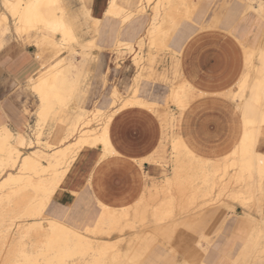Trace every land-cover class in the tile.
<instances>
[{"label": "rangeland", "instance_id": "374dc122", "mask_svg": "<svg viewBox=\"0 0 264 264\" xmlns=\"http://www.w3.org/2000/svg\"><path fill=\"white\" fill-rule=\"evenodd\" d=\"M2 1L3 0H0V14L3 11V14H6L9 16L10 13L7 9L4 8ZM176 1L177 2L173 1L172 4L175 3L173 6H175L177 8L180 7L179 4H183L182 1H185V2L187 1V2L186 3L184 2L185 7H183L184 5H182V9L180 8V11L177 10L178 13L174 14V21H175V19H176V21L178 20L177 22H175L176 24L175 23L173 24V25H175V27H174L170 23L169 24L172 26L167 24L166 21L165 22L168 26L165 25V22L163 23V21H164L163 16L165 15L164 11L166 9L165 8L166 6L164 5L163 2H162V4L160 3V5H159L158 10L160 12L157 11V9L155 10V8H156L155 6H156L157 2H160V0L159 1L158 0H149V2H148V0H142L143 6H144L143 11L142 10L139 11L138 10L139 8L136 9L135 4H134L135 0H118L119 5H120L121 9H123V10L120 11V13L122 12L121 14L119 13L120 16L118 15V17H115V20L117 22H119V27L122 30H124L125 27L127 26V23H123V19L125 18L126 15L130 16V14H131L130 19L134 20L135 24L138 25L139 21L141 20V21H143V24H145V26L147 27V30L150 28L149 24L154 22L155 19H156L155 24L158 26L160 25L159 26L160 32L158 34V37L156 36L157 37L156 41L150 40V38H148V36H145V34H144L136 43L131 44V45H133L131 48L127 46L130 43L126 44V43L120 42V43H118L117 46H112L106 42H100L99 41L98 35H97V30L94 29V24L92 26V21L89 19V17L87 18L86 14L84 13L85 10L83 11V8H82V5H85L86 8L89 7L87 5L88 0H60V1H57V3L56 2L53 3L52 5H54V10L56 11L57 15H60V16L65 15L66 23H68V25L73 28L74 34L76 35L77 40L75 39V42H74L73 38H72V40H70L69 39L70 37L65 36L62 32L58 33V32L53 31V33L55 34L54 35L51 30L48 31L49 29H46V30L42 29L43 31H41V30L37 31L36 29H29V31L27 30L26 33L23 32L24 34L23 35L21 34L22 36L20 34L18 36V33H16V31H15L16 26L14 24V21H12L11 19L8 18V21H7L8 27L10 26L8 33L6 32L4 35V33H1L2 31H0V33L2 34V35H0V49L5 46V44L7 43L8 40H13L16 37V38H18V40L24 41L26 43L34 42L38 46V48L41 50L42 56H48V57L52 56V59L49 61V63L46 64L49 67L52 64H59V66L62 65V67H60L62 70L66 65H68L67 64V63H69L68 59H72L71 57H73L74 55L77 56L78 61L81 64L85 65V63H88V65H86V66L80 65V66H82V68H83V66L86 67V69H85L86 71L84 70L86 74L82 73V76H80L79 72H84V71H76L75 72V74L77 75L76 77L77 78L79 77L78 79L77 78L76 79L81 81V82L83 81L81 86H79L80 85L79 83H81V82H79L77 84V86H79L80 88L77 87V91L75 93L78 92L77 94H79V97H81V100H82L81 105H83L84 108L87 109V115H88L87 117H88V120L91 121L92 125H97L99 123H102V119L104 118V114L110 111V108H107L103 111L98 110V109H100V107H102V105L105 102L109 103V102H112V100H116L118 102V105H117V107H118L119 104L121 103V101H123V99H125L127 97L132 96L134 94V91L137 92L135 94H138L137 95L138 97H141L142 99L146 100L151 105L150 107H152V108L138 107L137 109L149 112L156 117L159 116L162 120V123L165 127L164 129L166 130V139H165V145H164L163 152L161 153L160 156H158V154H157V156L155 155V157L151 161L149 159H147V160H142L139 162V168H140L141 173H140V175H137V176L135 175V177H134L135 178L136 193L134 192L131 195L120 196V197L116 198L113 196L114 192H109V191L96 192L98 194L100 203H104V204H106L110 207H113V208H129V207H132L135 204H137L138 201H140V199L142 198L143 195L145 196L144 197L145 200L143 201V203L145 201L147 203L145 202L142 207L146 208L149 205L148 206L149 208H146V212L143 211L144 208L142 209V214H147V215L143 216V217L146 216L145 218H141L142 214H140L141 216L139 215L140 217L136 216V218H135V214L133 213L134 212L133 209L132 210L130 209L129 211L128 210L121 211V212H117L115 214L118 216V219H119L123 213L122 217H126V218H124L125 220L123 218H121L118 220V224L117 223H115L116 225L112 224L113 226L112 225L110 226L107 223H101L102 225L99 224L98 227L102 226V227H104L103 229H100L95 225L94 227H92L90 229L89 232H87L86 236L88 237V240L90 242H93V245L95 247L97 246L96 249L100 248L102 250V249L106 248L104 251H107L106 252V254H107L106 259L108 261L105 259L103 264H205V260H206L207 256H209V254H211V251H214V255L217 257V259H215V261H212V263L210 262V264H264V187H263L264 186V179H262V177L260 178V175H259L257 169H255L253 171L254 177H253L252 187H251L253 190L255 189V195L253 194L254 191L252 192V189L250 191H248L249 188L248 187H247L248 189L245 188L247 185L242 184V183L239 185L240 180L237 182V180L239 179L238 176H236L237 175L236 172H237L238 168L235 165H234V168L231 167V165L234 164L233 162H235L234 157H229L228 160L226 159L227 163L225 162L226 160L225 161L223 160L224 162L222 161V163L220 162L221 165L223 163L227 164V167H226V165L224 166V164L221 166L223 169L220 167L223 170V171L220 170V172L222 171L223 173H220V172H219L220 174L217 173V175H216V177H218L217 180L215 182L211 181V183H216L215 185L210 183V184H208L209 185V187H208L207 184H204L205 190H206V188H210L212 190L207 189V191L205 192V190L202 189V188H204L203 183L198 182V180H197L196 181L197 182L196 187H198V188L200 187L199 188L200 191L196 190V188L195 189H189V187H187L188 190L185 189L187 191L184 193L182 190V194L185 195L189 191V192L194 193V195H191L192 193L188 192L190 195L187 193L188 195L187 194L186 195L188 197L185 195L187 197V198H185L184 195H183L184 197L181 196L182 195V194H180L181 190L177 189L179 191L180 196L178 193H177L178 195L176 196L175 187L171 188V186H170V189H169V186H167V185H169L168 181H170L171 177L173 176L172 172L174 169L173 168V160L175 157H174V154L172 151V146H173L172 141H174V139L177 137L176 131H177L178 117L181 116V113L185 111V109L187 107V101L189 98L188 94H187L188 89L184 88V82L182 80L181 74L179 73L177 68H175V65H177V64H175L174 61L177 59V57L182 52H180V48H178L177 46L174 45L173 39L175 38L178 30H181L184 26H188L189 24H194V25L198 24V26H197L198 32H205V26L206 25L203 22L206 20V17H207L205 15L206 10H205V12L201 13L200 18L197 15L199 12L198 8L200 6L201 0H194V1L189 0L190 2H188V0H181V1L176 0ZM179 1H180V3H179ZM192 1H193V3H192ZM84 2H86V4H84ZM139 2H140V0H139ZM194 2H195V5H193ZM196 2H198L199 4ZM205 2H207V6L210 7V9L208 11V16L211 15L212 13H214L213 18H214V20H217L220 16L219 12H220V8H221L224 0H205ZM177 3H179L178 4L179 7L176 5ZM186 4L188 5V7H186L187 6ZM190 5L191 6L193 5L191 7V9H190ZM61 7H63V8H61ZM186 8L189 9V12L192 11V13H189L188 11H186ZM181 10H183V13L181 12ZM123 12L124 13L126 12V13L124 14ZM179 12L181 14H179ZM62 13H63V15H62ZM188 13L192 14V15H188L189 17L191 16L190 18L187 15L185 16V14H188ZM182 14H184V15H182ZM181 15L183 17H179ZM161 17H162V19H161ZM186 17H188L189 19H187ZM161 20H163V21H161ZM161 27H162V32H161ZM172 27H174V28H172ZM164 29H166V30H164ZM164 31L166 33L168 31V33H170L171 35L168 34L166 36V33H164ZM161 33H163V34H161ZM169 35H170V37H169ZM162 36L165 37V39L164 38L161 39ZM47 38H49V41H47ZM87 39L89 40L90 43L88 42ZM85 40H86V42H85ZM149 40H150L152 46L150 45ZM80 41L82 42V44L80 43ZM77 42H79V43H77ZM91 42H93V43H91ZM152 42H155V43L152 44ZM52 44H54L55 47H53ZM85 44H87V46ZM154 44L157 45V47L161 51L158 52L156 50L157 48L154 46ZM71 47H73V48L71 49ZM73 49L74 50L77 49V50H75V53L80 51V52H82L83 55H86V57L87 56L88 57L86 58L83 55L81 56L79 54H74ZM130 50H131V52H130ZM150 51H153V52H150ZM71 53H73V55ZM89 53H90V55H87ZM80 56L83 59H85V58L86 59L91 58V59H88L87 61L86 60L82 61ZM77 58H76V60H77ZM61 59L62 60L65 59V60H63V62L66 60H67V62H64V63L62 62L61 64L58 63L59 60H61ZM168 61H171V62H168ZM80 70H83V69H80ZM139 79H141V80H139ZM182 84H183V86H182ZM27 86L21 90H23L24 95H25L24 96L25 97L24 102H23V112L27 116L28 120H27V122H22V121L17 122V128H15V127L12 128V127L8 126L12 130L17 129L18 132H22V130L24 128L23 126L26 123L29 124L30 126L36 125V117H35L36 113L35 112H37V109H38V98L33 93V91L31 90V87L29 85H27ZM29 87H30V89H29ZM182 87H183V89H182ZM172 88H173V90H175V92H177L175 96L172 94V98L173 97L176 98L177 95L180 98H184V99H182V101H183L182 102V108H179V106L181 107V105L179 103L177 104L178 106L176 105V103H175L176 99H175V101H171L172 98L170 97V95H171V93L174 92L173 90H171ZM178 88H181V90ZM80 89H82V90L79 93ZM240 91H242L241 88H240ZM77 94H74L76 98L73 96H72V98L73 99L75 98V100H77V98H79ZM82 94L86 95V96H83ZM83 99H84V101H83ZM71 100L72 99L70 98L68 100V102L66 103L67 107L64 106L63 107L64 109H62V108L60 109L61 111L58 112L56 119L51 120L53 122L49 121L50 124H49V122L45 123V125H43L44 127L42 125H41L42 127L37 126L38 128L36 127V130L32 131L30 134H25L26 137L30 135V138H28V143L31 140V144L30 143H29V145L27 144L22 149L23 150L22 155L31 153V151H34L36 149H40L41 151H43L47 154H52L54 149L59 148L61 146L63 147V145L75 140L76 137L70 138L69 140H66L63 143H59V144H56V142H55V144H54L55 146H51V147H48V144H47L49 142L53 143V141H54L53 137H52V139L51 138L49 139V137H50L49 130L51 128L55 131L54 132L55 135L57 133H63V130H65V128H68V125L70 123L68 120L71 119L73 116L76 117L78 114H75V113H77L78 111L80 112V110L78 108L80 104L77 103L75 100L74 101L72 100L73 104H71L72 103ZM69 101H71V102L68 105ZM171 102H172V104H171ZM74 103H75V106H74ZM166 105L168 106L169 109L166 108L167 107ZM262 105H263L262 107L264 109V100L262 102ZM74 107H76L78 109L76 110V108H74ZM175 107H177V108H175ZM147 108H148V110H147ZM162 108L163 109L165 108V110H163ZM66 109H68V110H66ZM72 109L76 112H74ZM113 109H115V108H113ZM62 110H63V113H62ZM59 113H61V114H59ZM63 114L67 118H65L63 116ZM59 115L63 116L64 119H63V117H61V119H59L60 118ZM68 115L69 116L71 115V116L69 117ZM12 116H13L12 110H6L3 106H0V125H4V126L9 125V121L10 120L12 121ZM93 116H94V119H93ZM165 118H166V121H164ZM66 119H67L68 123L66 122ZM184 119H186L188 122L187 117ZM263 122L264 121H262L261 124L259 121H257V124H256V122H254L253 125L255 124L256 126H253V128L264 130V123ZM61 123H63V124H61ZM65 123H67V125ZM251 126H252V124H251ZM251 126H249V127H251ZM253 128H252V130H255ZM40 130H41V132H39ZM149 130L152 133V128H150ZM235 130L237 131V128H235ZM235 130L232 131L233 140L231 142V147H232L234 139L237 137V132ZM188 131H189V134L187 137L189 139H191L190 142L194 145L193 147L195 148L196 152L199 150L200 152H198V153L201 155L208 154L207 151H205V148L203 147V143L201 144V141H199L198 136L196 134H194V132L192 133V132H190V130H188ZM34 132L37 134L35 135ZM38 132H39V138L37 139L36 137L38 136ZM54 134H53V136H55ZM173 135H174V137H173ZM15 142L16 141L14 140V144H15ZM53 147H55V148H53ZM231 147H230V149H231ZM226 153L230 154V150H228V152H226ZM226 153H220V154L209 153V154L212 155L214 160H217V159L222 160L223 155H225ZM45 161L46 160L43 161V159H41V162L48 166L49 162H47V161L45 162ZM145 162H147L148 164L146 165ZM73 164H72V166H73ZM98 164H97L98 166L96 165L97 166V172L96 173H102L103 170L106 168V166L103 165L102 162H100V161ZM228 164H230V165H228ZM0 166H2V165H0ZM62 166H64V164ZM62 166H60V167H62ZM0 169H2V171L0 170V184H1L0 186L3 187L2 181L5 179L7 174L9 172L16 173L17 170H16V167L13 169L11 166H3ZM224 169H226V171L227 170L228 171L226 172ZM119 172L120 173H118V175L120 177L126 176L125 171H119ZM233 172H235L236 175H235V173L233 174ZM50 173H51V171H50ZM225 173H228V176L231 175V176H229L230 179H228L229 178L228 176L224 175ZM46 175H48V177H50L49 173ZM223 176L225 179L223 180V178H221L220 181L222 180L221 181L222 184H220L219 183L220 181L218 179H219V177H223ZM233 176H235V177H233ZM232 178L233 179L238 178V179L236 181H234ZM258 178L262 179V181L259 179V182H261L262 186L258 185V184H260V183H258V180H257ZM256 180H257V183L255 186V184H253V183H255ZM63 181H64V179H63ZM63 181H61L62 183L60 182L59 183L60 185H58L59 187H57V189H55L57 191H54L53 198L51 197L48 200H47V198H45V195H43L41 191H35L32 188H29V189L27 188L28 190L24 189L23 193H24V191L27 192V193H25V195L23 193H21V195L23 194L25 196V198L21 202H23L24 204L26 203V206H27V203L29 200L28 196H31L30 199H32V197L35 194L39 195V196L38 195L35 196V197H38V198H36L37 201L35 199H32V200L36 201V203L34 201H31V203H33V204L35 203L34 206H33V204L28 203V205L30 204L29 207L32 208V206H33V208L39 209L38 213H40L39 214V215H41L40 218L42 219V222H44L43 223V225H44L43 230L38 232V233L33 232V233L29 234V233H26V230L28 228H30V226H31L30 224L34 223V220L39 218V215L37 218L35 216L31 218V219L34 218V220H30L29 218H28L29 219L28 220V219H26V217H28L27 215H30V214H28L26 212V210H25L26 208L24 209V207H25V206H23L24 204H22V205L16 204V208H15V207H13V206H15L14 202L9 203L8 200H4L3 203H4L5 208L7 207V209L10 210L11 208H8V206H9V207L15 208L17 210V207H18V210H17L18 212L21 211L22 208L24 210L21 211V213L23 212V215L21 213H20L21 214L20 215L17 212V218H15V221L13 220L14 222L13 221L11 222L10 219H9L10 220L9 221L8 218H6L8 220V221H6V224L10 225L11 227L9 228L7 233L3 232L0 235H1V237L4 236L5 239H6V236H7V238L10 236L11 239L8 238L9 239V240L7 239L8 242L4 241L5 239L3 240L4 237L1 238L2 240L0 239L1 240L0 244L3 243L2 245H0V264H12V263L23 264L21 259H19V261L17 259L9 260V257H8L9 251L12 249L13 245L14 246L16 244H17V246L21 245V247L20 246L19 247L23 249L22 246H23V244H25V247L23 250L28 251V252L34 251V253H35L36 250H38V251L41 250L42 249L41 246L46 240L45 234H51L52 233V228L48 224H49L50 219L53 217L52 213L55 209H59V210H61L62 214H66V216H62V218L60 219L62 222H64V223L70 222V224L72 226H75V227H78L79 225L82 224L81 219L83 218V216L79 217L77 214L78 212L81 213L82 215H84V213H86L87 211H90V212L95 211L96 212L99 210L100 206L97 204L96 200L92 199V196L87 195L84 197L80 193H77V195H76L77 200L74 202L75 205H67V206H62V207L57 206L56 203H57V201H59V198L63 192ZM196 182H195V185H196ZM217 183L220 185H218ZM224 183H226V184H224ZM229 184H230V186H229ZM235 184H237V185H235ZM211 185H213V186L211 187ZM216 185H217V187H216ZM242 185L245 187H243ZM253 185L256 188H253ZM10 186H14V185H10ZM10 186L5 185L6 188L8 187L7 190H9V191H6V189H5L4 190L5 192L4 191L2 192L4 187H3V189L0 187V190H1L0 196L2 194L6 195L7 192L10 193L11 191L15 190V187L17 189L19 188L18 185L14 186V187H10ZM222 186H225L222 190H224L226 187L227 188L230 187L229 190H226V191H230L233 189L232 191H230L231 193L233 192V194L231 195V193L229 194V192L226 193L225 190L222 191L224 194L221 193V191H219V190H221ZM232 186H234V188ZM258 186H260V187H258ZM235 188H236V190H234ZM159 189H161V190H159ZM165 189L166 190L168 189L167 192L170 191V193H169L170 195L166 196V199L167 200L169 199L168 200L169 202L162 200V199H165V198H163V196L168 194V193L164 194L166 192ZM171 189H173V190H171ZM238 189L243 190L244 192H239L240 190H238ZM245 189L250 193L252 192L251 194L254 197L256 196V199L250 198L251 194H248V192H246ZM155 190H158V193ZM193 190L195 192H193ZM201 190H203V193H205V194H204V198H202L203 195H201V197H200L201 199H200L199 196L202 193ZM208 190H209V192H208ZM214 190L217 191V193ZM256 190L257 191L261 190V191L257 192ZM30 191H31V193L34 191L32 193L33 195L30 193ZM196 191H197V193H196ZM38 192H40V193H38ZM154 192H156V193H154ZM199 192H200V194H199ZM149 193H150V195H149ZM225 193H226V195H225ZM240 193L242 196L244 194H246L247 196L245 197V195H244L242 197L240 195ZM242 193H244V194H242ZM146 194H148V195H146ZM195 194H198V195H195ZM206 194H207V196H209L208 199H207ZM211 194H212V197L210 196ZM218 194H219L220 198L223 195H225L224 197H222L223 199L221 198L223 201L218 197ZM40 195L43 198V199L41 198V200H39ZM236 195H239V197L237 196L239 199L237 197H235ZM262 195H263V197H262ZM170 196H171V198H169ZM196 196H198V198H199V199L197 198L198 200L196 198H194ZM227 196H229V198ZM233 196L236 198L237 201L233 200ZM248 196H249V198H248ZM26 197H28V198L26 199ZM172 197H173V200L171 201L170 199H172ZM178 197H180V199L185 198L186 200L183 199L182 201L183 202L185 201L184 203L186 205H188V207L190 205H192L191 207L194 206L193 208H196L198 205L200 207H197L198 210H197V208L196 209L191 208L192 209L191 210V209H189L190 207L189 208L186 207V205H184V203L181 200H179ZM261 197H262V200H261ZM44 198L46 200H44ZM176 198H178L177 199L178 202L173 204ZM211 198H213V199H211ZM151 199H152V201L154 199L155 202H157L159 204L161 203L160 205H158L159 207H156L157 203H155V202H153V204H152ZM158 199L162 202H160ZM188 199H190L191 202H190V200L187 201ZM217 199H219V200L217 201ZM250 199H252L253 201ZM43 200H44V202L46 201L47 203L44 204ZM179 201H181V204L184 207L180 204ZM186 201L188 203L190 202L191 204H187ZM197 201H199V202H197ZM243 201H244L246 206L243 205L244 204ZM260 201H261V203H260ZM41 202H42V204H41ZM257 202L260 204H258ZM111 203H117L118 205H112ZM149 203L152 205V207L150 206ZM177 203H179L180 205ZM192 203H194V204H192ZM38 204H40V205L38 206ZM43 204L44 205L47 204L48 206L43 207L44 206ZM204 204H206V205L204 206ZM17 205H19V206H17ZM170 205H173L174 207L170 206ZM178 205L180 208L183 207V209L180 210ZM20 206L22 208H20ZM257 206H258V209H257ZM177 207L179 208L178 211H176ZM151 208H155V209H153V211H152ZM171 208L173 209V214H174V210L176 208V210H175L176 220L173 218L175 216V214H174V216H172L173 214H172ZM184 208L191 210V211H189L190 213L187 212L186 209L184 210ZM158 209L159 210L165 209V211L163 210L164 212L161 211L162 216H161L160 212H157V211H159ZM167 210H168V212H167ZM195 210H196V214H194ZM179 211H183V213H182L183 216L179 215V214H181V212L179 213ZM24 212H26V213H24ZM143 212H145V213H143ZM147 212H149V214ZM156 212L158 214L160 213V215L159 216L157 215V217H156V214H157ZM184 212H186V213H184ZM163 213H165V214H163ZM150 214L152 216L155 214L154 216L156 217V220L153 219V217ZM19 215L21 216V218ZM177 216H178V218H177ZM131 217H133L134 219H132ZM162 217H163L162 220H165V222L163 221V223H161ZM171 217H172V220H171ZM19 218L26 221V223L23 222V220H20ZM45 218H47V219H45ZM129 218H131V219H129ZM73 219H74V221H73ZM146 219L148 220V222H144V221H146ZM168 219H170V220H168ZM158 220L161 221V222L159 221L160 225H155ZM132 221L134 224L132 223ZM135 221H137V222H135ZM140 221H141V223H143V224L146 223V224H144V226H143V224H139ZM154 221H156V223ZM169 221H172V222H169ZM21 222L24 224H22ZM119 222H120V224H119ZM126 223H127V226L125 225ZM131 223H132V225H129ZM152 223L154 224V226ZM124 225H125V228L126 227L127 228H126V231H124L125 229L123 230L124 233L122 232L123 233L122 234L120 232L122 231L121 229L124 228ZM128 225L132 226V227H129ZM136 225H138L139 227L138 226L136 227ZM20 226L21 227L26 226V227L22 228L21 231H19ZM140 226H141V228H144V227H146V228L141 229ZM111 227H114V229L117 227V229H115V230L113 229L111 232V229H112ZM128 227L130 229H128ZM131 228H134L137 230L134 231V229L131 230ZM23 229H26V230L22 231ZM104 229H106V230H104ZM107 229L108 230L110 229V230L107 231ZM11 230H13V231H11ZM6 231L7 230H5V232ZM103 231H104V233H103ZM105 231L107 233L111 232V235L108 234L109 236H107V234H105ZM113 231H114V233H113ZM146 231H148V232L150 231L151 235L154 234L155 237H154V235L153 236L150 235V237L147 236L146 233H148V232H146ZM254 232L256 233L257 236L255 235V237L253 238L252 234ZM8 233L9 234L11 233V234L8 236ZM137 233H139V234L141 233L143 235H146L147 238L145 236L140 235V237H139L140 239H139L138 238L139 235ZM16 234L18 235V237L16 236ZM22 234H24V235H22ZM25 235H27V237H29V238H26ZM22 236L25 238H23ZM20 237L22 238V240L24 239L23 242H22V240L19 241ZM97 238H99V239L97 240ZM108 238L112 242H110L108 240ZM30 239H32V241ZM116 239L118 242L115 241ZM11 240H12V246L10 245ZM104 240H106V241H104ZM138 240H140V241H138ZM252 241H253V243H252ZM5 242H6L7 246L4 245ZM37 242H38V244H37L38 247L32 248V247L36 246ZM94 242H96L95 243L96 245L94 244ZM98 242H99V244H98ZM106 243H107V245H106ZM111 243L113 245H111ZM248 243H250V244H248ZM32 244H33V246H32ZM9 245H10V249H9ZM120 245H122V247ZM2 246H3V248H1ZM110 246H111V249L109 248ZM112 246H113V248H112ZM4 247H6L7 250ZM117 247H119V248H117ZM107 248H109V250ZM96 249H94V250L92 249L93 250L92 253ZM89 250L91 251V249H88L87 250L88 252H85L86 255L88 254L87 255L88 257H85L86 260L84 259V256L75 255L74 259H73V257L68 258L67 259L68 262L66 261V264H76L77 261H78V264H81V263L85 264L84 261L86 263L88 262L87 264H89V261L92 258L90 255L92 253H90ZM112 250H114V251H112ZM1 251H4V252L2 253ZM108 252H109V254H108ZM117 252H118V254H117ZM119 252H121V253H119ZM5 253H6V255H5ZM36 255H37V253H35V257H36ZM116 255H119V256H116ZM6 256L8 257L7 262H5ZM112 256H114V257L112 258ZM116 257H117V259H116ZM36 258L38 259L37 264H45L42 256H37ZM77 258H79V260L80 259H82V260L84 259V260L79 261V260H76ZM73 260L76 262H72Z\"/></svg>", "mask_w": 264, "mask_h": 264}, {"label": "bare ground", "instance_id": "6f19581e", "mask_svg": "<svg viewBox=\"0 0 264 264\" xmlns=\"http://www.w3.org/2000/svg\"><path fill=\"white\" fill-rule=\"evenodd\" d=\"M57 1H60V0H3L2 1V4L4 5V8L5 9H7L8 11H9V13H10V15L8 16V15H6V14H3V11H2V13L0 14V31H2L1 33H4V35H5V33L7 32L8 33V31H9V27H8V23H7V21H8V18L9 19H11L12 21H14V24H15V26H16V28H15V31H16V33H18V36H19V34L21 35H23L24 33H26V31L28 30L29 31V29H36L37 31H39V30H41V31H43L42 29H44V30H46V29H49L48 31H52V33H53V31L54 32H62L65 36H68V37H70L69 39L70 40H72V38H73V40H74V42H75V39H76V35L74 34V31H73V28L72 27H70L69 25H68V23H66V20H65V15L64 16H60V15H57L56 14V11L54 10V5H52L53 3H57ZM159 1V0H158ZM173 1H175V2H177L176 0H160V2H157V4H156V8H155V10L157 9V11H159L158 9H159V5H160V3L162 4V2L164 3V5L166 6L164 9H165V15L163 16V20H161V21H163V23L166 21L167 22V24H174L175 22H177L176 21V19H175V21H174V14L175 13H178V11H180V8L182 9V5H184V2L185 1H182L183 2V4H179L180 3V1H179V3H177L176 5L178 6V4H179V8H177V7H175V6H173L174 4H172L173 3ZM194 1V0H193ZM193 1H192V3H193ZM250 3H251V8L253 9L254 8V6L252 5L253 4V2H254V0H248ZM148 2H149V0H148ZM181 2V3H182ZM187 2V1H186ZM185 2V3H186ZM188 2H190L189 0H188ZM59 3V2H58ZM191 3V4H192ZM196 3H198V2H196ZM257 3V2H256ZM60 4V3H59ZM84 4H86V2H84ZM149 4V3H148ZM190 4V3H189ZM199 4V3H198ZM259 4H260V6L261 5H263V2H259ZM88 5V4H87ZM187 5V4H186ZM193 5H195V2H194V4ZM192 5V6H193ZM60 6V5H59ZM191 5H190V9H191V7H192ZM199 6V5H198ZM163 7V6H162ZM183 7H185V5L183 6ZM186 7H188V5L186 6ZM61 8H63V7H61ZM60 8V9H61ZM137 8H139L138 10L139 11H143V9H144V6H143V3H142V0H140V2L138 3V6H137ZM258 8H259V6H258ZM83 9L85 10V14H86V16H87V18L89 17V19L92 21V26H93V24H94V29H96L97 30V28H98V26H99V24H100V17H98V16H95L94 14H93V12H92V10H91V8L90 7H85V5H83ZM4 10V9H3ZM121 10H123V9H121L120 7H119V5H118V3H117V1L116 0H108V3H107V5H106V8L103 10V13H104V15H111V16H116V17H118V15H119V13H120V11ZM178 10V11H177ZM254 10V9H253ZM186 11H188L189 12V9L188 8H186ZM195 11V10H194ZM255 11L256 12H258L259 11V9H255ZM160 12V11H159ZM181 12L183 13V10H181ZM5 13V12H4ZM122 13V12H121ZM120 13V14H121ZM124 13V12H123ZM126 13V12H125ZM124 13V14H125ZM156 13V12H155ZM185 13V12H184ZM187 13V12H186ZM189 13H192V11L191 12H189ZM185 14V16L187 15H192V14ZM179 14H181L180 12H179ZM262 14H264V12L262 13ZM62 15H63V13H62ZM155 15V14H154ZM182 15H184V14H182ZM179 16V17H183V16ZM120 16V15H119ZM262 16V15H261ZM264 16V15H263ZM155 17V16H154ZM189 17V16H188ZM188 17H186L187 19H189ZM130 18H131V14H130V16L129 15H126L125 16V18L123 19L124 20V22H127V21H129L130 20ZM158 18V17H157ZM264 18V17H263ZM154 19V18H153ZM161 19H162V17H161ZM156 20V19H155ZM155 20H154V22H152V23H150L149 25H150V28L145 32V36H148V38H150V40H154V41H156V39H157V37H158V34H159V32H160V28H159V26L158 25H156L155 24ZM166 22H165V25L166 26H168L167 24H166ZM162 23V22H161ZM10 24V23H9ZM169 24V25H170ZM176 24V23H175ZM11 25V24H10ZM163 25V24H162ZM161 25V26H162ZM172 25H170V26H172ZM169 26V27H170ZM174 27H175V25H173ZM165 27V26H164ZM163 27V28H164ZM174 27H172V28H174ZM93 28V27H92ZM167 28V27H166ZM171 28V29H172ZM169 29V28H168ZM167 29V30H168ZM164 30H166V29H164ZM170 30V29H169ZM168 30V31H169ZM168 31H167V33L164 31V33H166V36L168 35V34H170V33H168ZM24 32V33H23ZM161 32H162V27H161ZM173 32V31H172ZM0 33V35H2ZM54 34V33H53ZM98 34V33H97ZM161 34H163V33H161ZM264 34V33H263ZM21 35V36H22ZM55 35V34H54ZM171 35V34H170ZM170 35H169V37H170ZM59 36V35H58ZM157 36V37H156ZM264 36V35H263ZM2 38V37H1ZM45 38V37H44ZM63 38V37H62ZM61 38V39H62ZM160 38V37H159ZM158 38V39H159ZM165 39V37H163L162 36V38L161 39ZM263 39V38H262ZM261 39V40H262ZM77 40V39H76ZM79 40V39H78ZM88 40V39H87ZM150 40H149V43H150V45H151V42H150ZM169 40V39H168ZM47 41H49V38H47ZM85 42H86V40H85ZM88 42H89V40H88ZM87 42V43H88ZM52 43V42H51ZM77 43H79V42H77ZM80 43L82 44V42L80 41ZM90 43V42H89ZM91 43H93V42H91ZM153 43H155V42H152V44ZM157 43V42H156ZM127 44V43H126ZM263 44V43H262ZM53 45V47H55L54 46V44H52ZM86 46H87V44H85ZM89 45V44H88ZM260 45H261V43H260ZM81 46V45H80ZM84 46V45H83ZM85 46V47H86ZM128 47H132L133 45H131V44H129V45H127ZM152 46V45H151ZM154 46L157 48L156 50L159 52V51H161L158 47H157V45H155L154 44ZM153 46V47H154ZM164 46V45H163ZM154 47V48H155ZM73 47H71V49H72ZM82 48V47H81ZM152 48V47H151ZM246 48V47H245ZM80 49V48H79ZM140 49V48H139ZM150 49V48H149ZM159 49V50H158ZM74 50V49H73ZM75 50H77V49H75ZM75 50L73 51V53L74 54H79V55H83L82 54V52H80V51H78V52H76L75 53ZM82 50V49H81ZM155 50V51H156ZM88 51V50H87ZM154 51V50H153ZM153 51H150V52H153ZM247 51H248V49H247ZM244 51L245 52V60H246V67H245V70H244V74H243V76H242V81H241V84L239 85V87L242 89V94L240 95L241 96V98H240V96L239 95H236V97L237 96H239V98L238 99H240L239 101L241 102V107H240V109L239 110H241V113H242V118H241V128H240V130L238 131V134H237V137L235 138V143H234V145H233V147L231 148V150H230V154H225V155H223V159L222 160H214L213 159V157H212V155H210V154H206V155H201V154H199L198 152H200L199 150L196 152V150L194 149V148H192L189 144H188V142L186 141V139L184 138V136H183V132H182V128H181V120H182V113H181V117H180V120H179V124H180V128H181V132H179L178 133V136L174 139V141H172L173 142V146H172V151H173V154H174V160H173V172H172V174H173V176L171 177V179H170V181H168L169 183V185H167V186H169V189H170V186H171V188H173V187H175V189H176V191H175V194H176V196L179 194V191L178 190H181V193L180 194H182V190H183V193L184 192H186L188 189H187V187H189V189H195L196 188V190H199L200 191V187L198 188V187H196L197 186V180H198V182H202L203 183V186H204V184H210L211 183V181H216L217 180V178L218 177H216V175H217V173L218 174H220V173H223L222 171V165L224 164V166L226 165V167H227V164H225V163H223L222 165L220 164V162L222 163V161L224 160H228V158L229 157H234L235 158V162H233L234 164H232L231 165V167H233L234 168V165L235 166H237V168H238V170H237V175H236V173L235 172H233V174L235 173V175L236 176H238V180L237 179H233L234 181H236L237 180V182L240 180V183H239V185L242 183V184H245V185H247L246 187L245 186H243V187H245V188H247L248 189V191H250L252 188V181H253V175H254V170L255 169H257L258 170V173H259V175H260V178L262 177V179H264V130H260V129H257V128H253V126H256L255 124L253 125V123L254 122H256V124H257V121H259L260 122V124H261V122L262 121H264V109H263V105H262V102H263V100H264V49H262V50H259V51ZM130 52H131V50H130ZM73 53H71L72 55H73ZM86 53V52H85ZM133 53V52H132ZM141 53V52H140ZM125 54V53H124ZM87 55H90V53L89 54H87ZM151 55V54H150ZM149 55V56H150ZM80 56V57H81ZM83 56H85L86 57V55H83ZM76 55H74L73 57H71L72 59H68V62L69 63H67L68 65H66L62 70H61V68L60 67H62V65H60L59 66V64H52V65H50V67L49 66H47L46 64L47 63H49V61L52 59V56H50V58H49V60L47 61V62H45L44 63V68L35 76V77H33V78H31L30 80H29V82H28V85L31 87V90L33 91V93L37 96V98H38V109H37V112H35L36 113V125H34V126H30L29 124H24V128H23V130H22V132H18L17 130H12V129H10L8 126H4V125H0V165H2V166H0V168L1 167H3V166H11L13 169L16 167V170H17V172L16 173H13V172H9L8 174H7V176L5 177V179L2 181V184H3V187H4V189H3V187L2 186H0L3 190H2V192L6 189V191H9V190H7V188L5 187V185H7V186H10V185H14V186H17L18 185V189L15 187V190H13V191H11L10 193H8L7 192V194L6 195H4V194H2L1 196H0V234H2L3 232L4 233H7L8 232V230H9V228L11 227L10 225H7L6 224V221H8L9 219L11 220V222L14 220L15 221V218H17V210H18V207H17V210L15 209L16 208V204H19V205H22V204H24L23 202H21L24 198H25V193H27V192H25L24 191V193H23V190L24 189H29V188H32L33 190H35V191H41L42 192V194L43 195H45V198H47V200L49 199V198H53V193H54V191H57V190H55V189H57V187H59L58 185H60L59 183L61 182V181H63V179H65L66 177H67V175H68V173H69V171H70V169H71V167H72V164L74 163V161L76 160V158L78 157V155H79V153L81 152V151H83V150H85V149H87V148H97V147H102V149H103V151H104V153H103V155L101 156L102 158H101V160L103 159V158H106V157H108L109 155H111L112 153H113V151H112V148H111V145H110V141H109V135H108V130H109V125H110V123H111V120H112V118L114 117V115H116L119 111H121V110H123V109H125V108H128V107H148V108H152V107H150L151 105L146 101V100H144V99H142L141 97H138L137 95L138 94H135V93H137V92H135L134 91V94L132 95V96H130V97H127V98H125V99H123V101H121V103L119 104V106L117 107V105H118V102L116 101V100H113L112 101V110L111 111H109V112H107V113H105L104 114V118L102 119V123H99V124H97V125H92L91 124V121L90 120H88V115H87V109L86 108H84V106L83 105H81L82 104V100H81V97H79V94H77V93H75L76 91H77V87H79V86H81V84L83 83V81L81 82V81H79V80H77L78 78L76 77L77 75L75 74V72L76 71H84L85 69H86V67H84V66H86V65H88V63H85V65L84 64H81L78 60H76ZM88 57V56H87ZM86 57V58H87ZM83 59L82 57H81V59H82V61L83 60H88V59H91V58H88V59ZM150 58V57H149ZM76 61H75V60ZM151 59V58H150ZM254 59H257L259 62H260V65L259 66H257V67H252L251 66V63H252V61L254 60ZM62 60V59H61ZM61 60H59V62L58 63H62L63 62V60H65V59H63L62 61ZM71 60V61H70ZM81 61V60H80ZM81 61V62H82ZM85 61V62H86ZM64 62H67V60L66 61H64ZM63 62V63H64ZM83 63V62H82ZM151 64V63H150ZM80 65H84L83 66V68H82V66H80ZM80 69H83V70H80ZM86 71V70H85ZM85 71L84 72H79V74H80V76H82V73L83 74H86L85 73ZM152 72V71H151ZM140 75V74H139ZM138 76V75H137ZM77 78V79H76ZM162 78V77H161ZM139 80H141V79H139ZM148 80V79H147ZM186 80V79H185ZM79 82H81V83H79ZM80 84L79 86H77V84ZM137 85V84H136ZM182 86H183V84H182ZM28 87V86H27ZM30 87H29V89H30ZM80 88V87H79ZM184 88H187V89H189L190 91L192 90V86L191 85H189L188 84V82L187 83H184ZM178 89H180L181 90V88H178ZM182 89H183V87H182ZM232 89H234V88H232ZM236 89V88H235ZM234 89V90H235ZM238 89V88H237ZM82 89H80L79 90V93H80V91H81ZM141 90V89H140ZM171 90H173V88L171 89ZM177 90V89H176ZM239 90V89H238ZM174 92L173 93H171V95H170V97L172 98V94L175 96L176 95V93L177 92H175V90H173ZM231 91V90H230ZM232 92V91H231ZM239 92V91H238ZM246 92H247V94H246ZM31 93V92H30ZM175 93V94H174ZM74 94H77L78 95V97L79 98H77V100H75V95ZM188 94V93H187ZM83 95V94H82ZM117 95V94H116ZM168 95V96H169ZM183 95V94H182ZM235 95H234V97H235ZM34 96V95H33ZM72 96L73 97H75L74 99L72 98ZM83 96H86V95H83ZM185 96V95H184ZM229 96V95H228ZM187 97V96H186ZM236 97H235V99H236ZM72 99L73 101L75 100L77 103H79L80 105H79V110H80V112L78 113H75V114H78L76 117H72L71 119H69L68 121L70 122L69 123V125H68V128H65V130H63V133H57L56 135L54 134V130L51 128L50 130H49V134H50V137H49V139L51 138L52 139V137L54 138V141H53V143H47L48 144V147H51V146H55L54 144H55V142H56V144H59V143H63L64 141H66V140H69L70 138H74V137H76L75 138V140L74 141H71V142H69V143H67V144H65V145H63V147L61 146V147H59V148H56V149H54V151H53V153L52 154H47V153H45V152H43V151H41L40 149H36V150H34V151H31V153H28V154H25V155H22V152H23V148L28 144L29 145V143L31 144V140L29 141V143H28V138H30V135L29 136H25V134H30L32 131H34V130H36V127L37 126H40V127H42L43 125H45V123H47V122H49V121H51V120H54V119H56V117H57V114H58V112L59 111H61L60 109L62 108V109H64L63 107L65 106V107H67L66 106V103L68 102V100L69 99ZM84 98V97H83ZM169 98V97H168ZM174 98V99H173ZM172 99H171V101H175V99H176V101H175V103H176V105L179 103L180 105H181V107L179 106V108H182V99H184V98H180L178 95H177V97L175 98V97H173ZM227 98H229V97H227ZM234 98H233V100H235ZM71 100V101H72ZM71 101H69V103H68V105L70 104V102ZM73 101H72V103L71 104H73ZM83 101H84V99H83ZM235 102L237 103V101L235 100ZM171 104H172V102H171ZM78 105V104H77ZM184 105V104H183ZM74 106H75V103H74ZM167 106V105H166ZM178 106V105H177ZM237 106H238V104H237ZM74 108H76V107H74ZM73 108V109H74ZM78 108H76V110L78 109ZM113 108H115V109H113ZM148 108H147V110H148ZM166 108H168V106L166 107ZM175 108H177V107H175ZM174 108V109H175ZM236 108V107H235ZM72 109V110H73ZM163 109V108H162ZM169 109V108H168ZM167 109V110H168ZM185 109V108H184ZM66 110H68V109H66ZM71 110V111H72ZM99 111H103V110H101V109H98ZM163 110H165V108L163 109ZM179 110V109H178ZM74 111V110H73ZM170 111V110H169ZM74 112H76V111H74ZM180 112V111H179ZM28 113V112H27ZM26 113V114H27ZM62 113H63V110H62ZM65 113V112H64ZM72 113V112H71ZM70 113V114H71ZM59 114H61V113H59ZM89 114V113H88ZM184 114V113H183ZM234 114L236 115V112H234ZM63 116H64V114H63ZM63 116H60L59 115V119H61V117H63ZM69 116V115H68ZM71 116V115H70ZM69 116V117H70ZM174 116V115H173ZM65 118H67L66 116H64ZM64 117H63V119H64ZM102 118V117H101ZM93 119H94V116H93ZM257 120V121H256ZM64 121V120H63ZM68 121H67V119H66V122L68 123ZM164 121H166V118L164 119ZM172 121V120H171ZM51 122H53V121H51ZM59 122V121H58ZM64 123V122H63ZM63 123H61V124H63ZM67 123H65L66 125H67ZM93 123V122H92ZM172 123V122H171ZM264 123V122H263ZM262 123V124H263ZM49 124H50V122H49ZM251 124H252V126H251ZM259 124V123H258ZM259 124V125H260ZM42 125V126H41ZM258 125V126H259ZM30 126V127H29ZM51 126V125H50ZM249 126H251V127H249ZM44 127V126H43ZM38 128V127H37ZM252 128L253 129H255V130H252ZM257 129V130H256ZM38 130V129H37ZM236 131V130H235ZM37 132V131H36ZM39 132H41V130L39 131ZM39 132H38V136L36 137L37 139L39 138ZM237 132V131H236ZM35 133V132H34ZM37 133H35V135H36ZM41 134V133H40ZM53 134L55 135V136H53ZM44 135V134H43ZM175 135V134H174ZM174 135H173V137H174ZM41 136V135H40ZM42 138V137H41ZM14 140L16 141L15 142V144H14ZM39 141V140H38ZM52 142V141H51ZM41 144V143H40ZM39 145V144H38ZM42 145V144H41ZM46 145V144H45ZM44 145V146H45ZM57 146V145H56ZM47 147V146H46ZM47 147V148H48ZM53 148H55V147H53ZM163 148H164V143H163V138L161 139V142H160V145H159V147L157 148V150L153 153V154H151L149 157H147L146 158V160L147 159H149L150 161L155 157V155L157 156V154H158V152L159 151H162L163 150ZM49 149V148H48ZM46 150V149H45ZM50 150V149H49ZM101 150V149H100ZM41 159H43V161L44 160H46L47 162H49V164H48V166L47 165H45L44 163H42L41 162ZM101 160H99V161H101ZM227 160L225 161L226 163H227ZM45 161V162H46ZM99 161H98V163H99ZM140 161V160H139ZM142 161V160H141ZM223 161V162H224ZM97 163V164H98ZM64 164V166H62ZM228 165H230V164H228ZM60 166H62V167H60ZM222 169H221V168ZM230 167V168H231ZM5 168V167H4ZM159 168V167H158ZM161 168V167H160ZM228 169V168H227ZM1 171H2V169H0ZM220 170H222L221 172H220ZM225 171H226V169H224ZM50 171H51V173H50ZM228 171V170H227ZM226 171V172H227ZM234 171V170H233ZM155 172V171H154ZM220 172V173H219ZM49 173V175H50V177H48V175H46V174H48ZM253 173V174H252ZM150 174V173H149ZM227 174V175H226ZM152 175V174H151ZM222 175V174H221ZM220 175V176H221ZM225 176H228V173H225L224 174ZM256 175V174H255ZM263 175V176H262ZM90 176V175H89ZM229 176H231V175H229ZM228 176V177H229ZM227 177V178H228ZM233 177H235V176H233ZM221 178H223V180L225 179L224 178V176L223 177H219V181H220V179ZM260 178H258L257 180H258V183H260V184H258V185H260V186H262L261 185V182H259V179ZM89 179V178H88ZM228 179H230V177L228 178ZM231 179V180H232ZM262 179H260L261 181H262ZM168 180V179H167ZM255 180V179H254ZM257 180H256V182L255 183H253V184H255V186H256V183H257ZM218 181V182H219ZM222 181V180H221ZM219 182L220 184H222V182ZM229 181V180H228ZM89 182H90V180H89ZM195 182H196V185H195ZM62 183V182H61ZM227 183V182H226ZM226 183H224V184H226ZM229 183V182H228ZM232 183V182H231ZM199 184V183H198ZM211 184H216V183H211ZM218 184V183H217ZM220 184H218V185H220ZM223 184V185H224ZM233 184V183H232ZM1 185V184H0ZM201 185V184H200ZM199 185V186H200ZM235 185H237V184H235ZM234 185V186H235ZM238 185V186H239ZM14 186H10V187H14ZM213 185H211V187H212ZM227 186V185H226ZM229 186H230V184H229ZM234 186H232L233 188H234ZM254 185H253V188H256ZM260 186H258V187H260ZM9 187V188H10ZM208 187H209V185H208ZM216 187H217V185H216ZM221 187V186H220ZM225 186H222V188H221V190H219V191H221V193H223L222 191H224L225 190V192L226 193H228L229 192V194L231 193L230 191H232V190H230V191H226V190H229V188H225L224 190H222L223 188H224ZM236 187V186H235ZM264 187V186H263ZM198 188V189H197ZM262 188V187H261ZM260 188V189H261ZM14 189V188H13ZM27 189V190H28ZM178 189V190H177ZM185 189H187V190H185ZM202 189H204L205 190V186H204V188H202ZM207 189H209V190H212V189H210V188H206V190H205V192L207 191ZM215 189V188H214ZM220 189V188H219ZM243 189V188H242ZM12 190V189H11ZM31 190V189H30ZM159 190H161V189H159ZM166 190V189H165ZM168 190V189H167ZM167 190H166V192L164 193V194H166V193H168V194H166L165 196H163V198H165L166 199V196L168 195H170L169 193H170V191H168L167 192ZM171 190H173V189H171ZM209 190H208V192H209ZM234 190H236V188L234 189ZM238 190H240V189H238ZM151 191V190H150ZM155 191H157V193H158V190H155ZM163 191V190H162ZM202 191V193L200 194V192H199V194H200V196H199V198L201 197V195H203L202 196V198H204V194L205 193H203V190H201ZM215 191V190H214ZM245 191L246 192H248L246 189H245ZM254 191V195H255V189L253 190L252 189V192ZM257 191V190H256ZM259 191V190H258ZM257 191V192H258ZM261 191V190H260ZM259 191V192H260ZM5 192V191H4ZM34 192V191H33ZM32 192V193H33ZM145 192V191H144ZM148 192V191H147ZM164 192V191H163ZM189 192V191H188ZM187 192V193H188ZM193 192H195L194 190H193ZM207 192V193H208ZM216 193H217V191H215ZM235 192V191H234ZM239 192H244L243 190H240ZM251 192V193H252ZM0 193H1V190H0ZM21 193H23L22 195H21ZM30 193H31V191H30ZM31 193V194H32ZM38 193H40V192H38ZM151 193V192H150ZM150 193H149V195H150ZM154 193H156V192H154ZM178 193V194H177ZM186 193V194H187ZM189 193H192V192H189ZM188 193V194H189ZM196 193H197V191H196ZM212 193V192H211ZM226 193H225V195H226ZM237 193V192H236ZM250 192H248V194H251ZM29 194V193H28ZM30 194V195H31ZM75 194V193H74ZM73 194V195H74ZM144 194V193H143ZM180 194H179V196H180ZM185 194V195H186ZM187 194V195H188ZM220 194V193H219ZM219 194H218V197H219ZM224 194V193H223ZM222 194V195H223ZM233 194V192L231 193V195ZM239 194V193H238ZM242 194H244V193H242ZM257 194V193H256ZM33 195V194H32ZM38 195V194H37ZM36 194L32 197V199H35L36 200V198H38V197H35V196H37ZM75 195H77V194H75ZM74 195V196H75ZM146 195H148V194H146ZM163 195V194H162ZM184 194H182L181 196H183ZM184 195V196H185ZM186 195V196H187ZM190 195V194H189ZM191 195H194V193H192ZM195 195H198V194H195ZM221 195V194H220ZM225 195H223L222 197H224ZM240 195H241V193H240ZM245 195V197L247 196L246 194H244ZM243 195V196H244ZM27 196V195H26ZM39 196V195H38ZM175 196V197H176ZM183 196V197H184ZM185 196V198H187ZM206 196H207V194H206ZM211 197H212V194L210 195ZM239 197V195H236L235 197ZM242 196V195H241ZM242 196V197H243ZM29 197V200H28V203H30V204H33V203H31V201H34V200H32V199H30V197L31 196H28ZM28 197H26V199L28 198ZM35 197V198H34ZM44 197V196H43ZM144 195L142 196V198L140 199V201H138V203L137 204H135L134 206H132V207H129V208H118V209H116V208H110V207H107V206H105V205H103V204H101L100 203V206H101V211H100V213L99 212H97V213H99V215H98V217H97V219H96V222L94 223V225L93 226H85V227H75V226H72L71 224H69V223H64V222H62L61 220H58V219H56V218H51L50 219V221H49V226L52 228V233L51 234H45V238H46V240H45V242L42 244V249L41 250H36L35 251V253H37V255H36V257L37 256H42L43 257V261H44V263L45 264H66V261L68 262V258H71V257H73V259H74V256L75 255H81V256H84V259H85V257H88L86 254H85V252H88L87 250L88 249H91V251H90V253H92V251L94 250V249H96V247L93 245V242H90L89 240H88V237L86 236L87 235V232H89L90 231V229L92 228V227H94L95 225L98 227V225L100 224V225H102L101 223H107V224H109L110 226L112 225V224H114V225H116L115 223H117L118 224V220L119 219H121V218H126V217H122V215H123V213H122V215L120 216V218L118 219V216L115 214V213H117V212H121V211H126V210H132L133 209V213L135 214V218H136V216H139L140 214H142V209L144 208V207H142L143 206V204L146 202H144L143 203V201L145 200L144 199ZM182 197V198H183ZM192 197V196H191ZM208 197L209 196H207V199H208ZM221 197V198H222ZM228 198H229V196H227ZM231 197V196H230ZM234 196H233V200H236V198H235ZM237 197V198H238ZM262 197H263V195H262ZM262 197H261V200H262ZM41 195H40V199L39 200H41ZM44 198V200H46ZM169 198H171V196L169 197ZM179 198V200H183V199H185V198H183V199H180V197H178ZM178 198H176L175 199V201H174V203L173 204H175L176 202H178L177 201V199ZM194 198H198V196H196V197H194ZM198 198V199H199ZM220 198V197H219ZM220 198V199H221ZM227 198V199H228ZM235 198V199H234ZM248 198H249V196H248ZM250 198H255L256 199V196L254 197L252 194H251V197ZM43 199V198H42ZM149 199V198H148ZM160 199V198H159ZM158 199V200H159ZM165 199H162L163 201H168L167 199L165 200ZM191 199V198H190ZM190 199H188L187 201H189ZM197 199V200H198ZM201 199V198H200ZM211 199H213V198H211ZM210 199V200H211ZM223 199V198H222ZM221 199V200H222ZM231 199V198H230ZM239 199V198H238ZM247 199V198H246ZM252 199H250V200H252ZM4 200H8V202L9 203H11V202H14V205L15 206H13V207H15V208H12V207H9L8 205V208H11L10 210L9 209H7V207L5 208L4 207ZM44 200H43V202H44ZM51 200V199H50ZM49 200V201H50ZM157 200V201H158ZM171 201L173 200V197H172V199H170ZM186 200V199H185ZM192 200V199H191ZM191 200H190V202H191ZM204 200V199H203ZM209 200V201H210ZM219 199H217V201H218ZM232 200V199H231ZM25 201V200H24ZM27 201V200H26ZM37 201V200H36ZM36 201H34L35 203H36ZM48 201V202H49ZM97 201V200H96ZM148 201V200H147ZM151 201H152V199H151ZM160 201V200H159ZM181 201H179L180 202V204H181ZM186 201V203L187 204H191L190 202L188 203ZM193 201V200H192ZM200 201V200H199ZM199 201H197V202H199ZM202 201V200H201ZM205 201V200H204ZM223 201V200H222ZM221 201V202H222ZM237 201V200H236ZM253 201V200H252ZM7 202V201H6ZM5 202V203H6ZM39 202V201H38ZM37 202V203H38ZM153 202H155V200L153 199V201L151 202L152 204H153ZM160 202H162V201H160ZM169 202V201H168ZM183 202V201H182ZM185 202V201H184ZM183 202V203H184ZM208 202V201H207ZM242 202V201H241ZM259 202V201H258ZM257 202V203H258ZM263 202V201H262ZM28 203H27V206H26V203L23 205V206H25L24 207V209L26 210V212L28 213V214H30V215H27L28 217H26V219H30V220H34V218L33 219H31L32 217H38V215L40 214V213H38L39 211V209L37 208V209H35V208H33V206L35 205V203L33 204V206H32V208L31 207H29V205H28ZM45 203H47L46 201L44 202V204ZM147 203V202H146ZM155 203H157V202H155ZM220 203V202H219ZM243 203H244V201H243ZM260 203H261V201H260ZM260 203H258V204H260ZM41 204H42V202H41ZM43 204V205H44ZM49 204V203H48ZM150 204V203H149ZM161 204V203H160ZM159 203H157V205H156V207H159L158 205H160ZM177 204H179V203H177ZM179 204V205H180ZM192 204H194V203H192ZM196 204V203H195ZM209 204V203H208ZM223 204V203H222ZM11 205V204H10ZM19 205H17V206H19ZM40 204H38V206H39ZM148 205V204H147ZM146 205V206H147ZM179 205H178V207H179ZM182 205V204H181ZM184 205H186L185 203H184ZM206 204H204V206H205ZM243 205H245V203L243 204ZM37 206V205H36ZM35 206V207H36ZM37 206V207H38ZM47 207L48 205L46 204V205H44L43 207ZM149 206V205H148ZM146 207V208H149V207ZM150 206L152 207V205L150 204ZM170 206H173V205H170ZM177 206V205H176ZM183 206V205H182ZM181 206V207H182ZM192 205H190L189 207H188V205H186V207H188L189 209H191V208H193V207H191ZM196 206V205H195ZM246 206V205H245ZM174 207V206H173ZM177 207V210H176V208H175V210L176 211H178V209L180 208H178ZM184 207V206H183ZM183 207L182 208H180V210L181 209H183ZM197 207H200L199 205L197 206ZM196 207V208H197ZM20 208H22L21 206H20ZM19 208V209H20ZM146 208H144L143 209V211H145L146 212ZM196 208H193V209H196ZM23 208L21 209V211L22 210H24ZM45 209V208H44ZM153 209H155V208H151V210L153 211ZM172 209V208H171ZM187 210V212H189V211H191V210H188L187 208H184V210ZM201 209V208H200ZM257 209H258V206H257ZM150 210V209H149ZM159 210V209H158ZM164 211H165V209H163ZM163 210H159V211H157V212H160L161 213V211H163ZM175 210H174V214H175ZM197 210H198V208H197ZM21 211H19L18 213L20 214L21 213ZM163 211V212H164ZM26 212H24V213H26ZM145 212H143V213H145ZM156 212V213H157ZM167 212H168V210H167ZM181 212V214H179L180 216L182 215V213H183V211H179V213ZM96 213V214H97ZM148 214H149V212H147ZM151 213V212H150ZM154 213V212H153ZM152 213V214H153ZM155 213V214H156ZM160 213L158 214H156V217H157V215L159 216L160 215ZM184 213H186V212H184ZM190 213V212H189ZM22 215H23V212L21 213ZM20 214V215H21ZM44 214V213H43ZM154 214V215H155ZM163 214H165V213H163ZM172 214H173V209H172ZM174 214L172 215V216H174ZM194 214H196V210H195V213ZM19 215V216H20ZM131 215V214H130ZM144 215H147V214H142V217L141 218H145V217H143ZM151 215V214H150ZM152 216L153 217V219H155L156 220V217L155 216ZM178 215V214H177ZM186 215V214H185ZM190 215V214H189ZM193 215V214H192ZM18 216V217H19ZM30 216V217H29ZM40 216L41 215H39V218H37L36 220H34V223H31L30 225V228H28L27 230L26 229H23L22 231H24V230H26V233H33V232H35V233H38V232H40V231H42L43 230V228H44V225H43V223L44 222H42V219L40 218ZM90 216V215H89ZM93 216V215H92ZM91 216V217H92ZM129 216V215H128ZM141 216V215H140ZM139 216V217H140ZM161 216H162V213H161ZM183 216V215H182ZM176 214H175V216L173 217L175 220H176ZM6 218H8V220L6 219ZM20 218H21V216H20ZM19 218V219H20ZM24 218V217H23ZM89 218V217H88ZM132 219H134L133 217H131ZM131 218H129V219H131ZM140 218V219H141ZM177 218H178V216H177ZM18 219V220H19ZM28 219V220H29ZM45 219H47V218H45ZM122 219V220H123ZM128 219V218H127ZM126 219V220H127ZM139 219V220H140ZM148 219V218H147ZM146 219V221H144V222H148V220ZM152 219V220H153ZM163 219V217L161 218V220ZM9 220V221H10ZM17 220V219H16ZM20 220H23V219H20ZM27 220V221H28ZM49 220V219H48ZM121 220V221H122ZM125 220V219H124ZM137 220V219H136ZM144 220V219H143ZM168 220H170V219H168ZM171 220H172V217H171ZM13 221V222H14ZM134 221V220H133ZM133 221H132V223H133ZM159 221L160 220H158L157 221V223H156V221H154L156 224L155 225H160L159 224ZM163 221L165 222V220H162V222L161 223H163ZM23 222H25L26 223V221H24L23 220ZM135 222H137V221H135ZM169 222H172V221H169ZM22 223V222H21ZM46 223V222H45ZM85 223V222H84ZM132 223L131 224H129V225H132ZM139 223V222H138ZM22 224H24V223H22ZM119 224H120V222H119ZM134 224V223H133ZM136 224V223H135ZM139 224H143V223H141V221H140V223ZM138 224V225H139ZM144 224H146V223H144ZM144 224H143V226H144ZM153 224V223H152ZM20 225V224H19ZM86 225V224H85ZM126 226H127V223L125 224ZM125 225H124V228L123 229H121L122 231L120 232V233H124V231H126V228H125ZM128 225V226H129ZM138 225H136V227L138 226ZM29 226V225H28ZM83 226V225H82ZM113 226V225H112ZM118 226V225H117ZM135 226V225H134ZM133 226V227H134ZM152 226V225H151ZM153 226H154V224H153ZM24 227H26V226H23V227H19V231H21V229L22 228H24ZM48 227V226H47ZM129 227H132V226H129ZM128 227V229H130ZM139 227V226H138ZM96 228V227H95ZM98 228H100V229H103L104 227H98ZM106 228V227H105ZM112 229H111V232H112V230L114 229V227H111ZM140 228H141V226H140ZM144 228H146V227H144ZM144 228H141V229H144ZM148 228V227H147ZM18 229V228H17ZM115 229H117V227L115 228ZM114 229V230H115ZM125 229V230H124ZM132 229H134V228H131V230ZM150 229V228H149ZM148 229V230H149ZM5 230H7L6 232H5ZM104 230H106V229H104ZM110 230V229H109ZM108 229H107V231H109ZM124 230V231H123ZM135 230H137V229H134V231ZM147 230V229H146ZM11 231H13V230H11ZM16 231V230H15ZM93 231V230H92ZM91 231V232H92ZM128 231V230H127ZM145 231V230H144ZM96 232V231H95ZM102 232V231H101ZM111 232H109V233H107L106 231H105V234H107V236H109L108 234H110L111 235ZM142 232V231H141ZM146 232H148V231H146ZM20 233V232H19ZM18 233V234H19ZM24 233V232H23ZM103 233H104V231H103ZM102 233V234H103ZM113 233H114V231H113ZM119 233V234H120ZM122 233V234H123ZM127 233V232H126ZM143 233V232H142ZM150 233V231L148 232V233H146L147 234V236H149L150 237V235H151V233ZM11 234V233H10ZM9 233H8V236L10 235ZM13 234V233H12ZM15 234V233H14ZM28 234V235H29ZM139 236H138V238L140 237V235L141 236H145L146 237V235H143V234H139V233H137ZM153 234V233H152ZM4 235V234H3ZM6 235V234H5ZM22 235H24V234H22ZM100 235V234H99ZM104 235V234H103ZM154 235V234H153ZM153 235H151V236H153ZM253 238L255 237V235H256V233L254 232L253 234ZM12 236V235H11ZM16 236L18 237V235L16 234ZM26 236V238H29V237H27V235H25ZM105 236V235H104ZM121 236V235H120ZM135 236V235H134ZM257 236V235H256ZM2 237H4V236H2ZM1 237V235H0V239L2 238ZM14 237V236H13ZM23 237V236H22ZM106 237V236H105ZM112 237V236H111ZM154 237H155V235H154ZM157 237V236H156ZM252 237V236H251ZM8 238H10V236L8 237ZM7 236H6V239H5V237L3 238V240L4 241H7ZM15 238V237H14ZM23 238H25V237H23ZM104 238V237H103ZM117 238V237H116ZM126 238V237H125ZM147 238V237H146ZM158 238V237H157ZM252 238V239H253ZM11 239V238H10ZM13 239V238H12ZM17 239V238H16ZM99 238H97V240H98ZM114 239V238H113ZM140 239V238H139ZM145 239V238H144ZM156 239V238H155ZM251 239V238H250ZM2 240V239H1ZM0 240V241H1ZM9 240V239H8ZM22 240V238L20 237V240L19 241H21ZM24 240V239H23ZM23 240H22V242H23ZM31 241H32V239H30ZM108 240H109V238H108ZM122 240V239H121ZM129 240V239H128ZM3 241V242H4ZM15 241V240H14ZM17 241V240H16ZM30 241V242H31ZM34 241V240H33ZM102 241V240H101ZM104 241H106V240H104ZM110 241V240H109ZM114 241V240H113ZM116 242H118L117 241V239L115 240ZM120 241V240H119ZM138 241H140V240H138ZM210 241V240H209ZM251 241V240H250ZM254 241V240H253ZM253 241H252V243H253ZM8 242V241H7ZM11 243H10V245L12 246V240L10 241ZM21 242V243H22ZM35 242V241H34ZM97 242V241H96ZM96 242H94V244L96 243ZM110 242H112V241H110ZM133 242V241H132ZM136 242V241H135ZM14 243V242H13ZM143 243V242H142ZM145 243V242H144ZM251 243V242H250ZM250 243H248V244H250ZM3 243H1L0 245H2ZM23 244V243H22ZM30 244V243H29ZM35 244V243H34ZM37 244H38V242L36 243V246H34V247H32V248H35V247H38L37 246ZM40 244V243H39ZM98 244H99V242H98ZM124 244V243H123ZM4 245H6V242H5V244ZM3 245V246H4ZM10 245H9V249H10ZM96 245V244H95ZM106 245H107V243H106ZM111 245H113L112 243H111ZM3 246L1 247V248H3ZM7 246V245H6ZM21 247V245H18L17 246V244L14 246L13 245V247H12V249L9 251V255H8V257H9V260H13V259H17L18 261H19V259H21L22 260V262H23V264H37V262H38V259L35 257V253H34V249L32 250L33 252H28V251H25V250H23L24 249V247H25V244H23V249L22 248H20ZM31 246V245H30ZM32 246H33V244H32ZM121 247H122V245H120ZM119 246V247H120ZM40 247V246H39ZM105 247V246H104ZM103 247V248H104ZM119 247H117V248H119ZM247 247V246H246ZM5 249H6V247H4ZM110 249H111V246L109 247ZM109 248H107L108 250H109ZM112 248H113V246H112ZM38 249V248H37ZM87 249V250H86ZM93 249V250H92ZM106 248H104V249H96L92 254H90L91 255V260L89 261V264H103V262L105 261V259H106V252L107 251H104ZM116 249V248H115ZM2 250V249H1ZM7 250V249H6ZM30 251V250H29ZM112 251H114V250H112ZM120 251V250H119ZM2 253L4 252V251H1ZM7 252V251H6ZM97 252V253H96ZM99 252V253H98ZM110 252V251H109ZM109 252H108V254H109ZM116 252V251H115ZM1 253V254H2ZM8 253V252H7ZM119 253H121V252H119ZM217 253V252H216ZM243 253V252H242ZM117 254H118V252H117ZM5 255H6V253H5ZM115 255V254H114ZM245 255V254H244ZM116 256H119V255H116ZM2 257V256H1ZM7 256L5 257L6 258V261L5 262H7V258H8ZM80 257V256H79ZM114 256H112V258H113ZM4 258V259H5ZM83 259V260H84ZM90 259V258H89ZM115 259V258H114ZM116 259H117V257H116ZM115 259V260H116ZM119 259V258H118ZM215 259H217V257L214 255V251H211V254H209V256H207V258H206V260H205V264H210V262L212 263V261H215ZM250 259V258H249ZM255 259V258H254ZM253 259V260H254ZM76 260H79V258H77ZM80 260H82V259H80ZM79 260V261H80ZM82 260V261H83ZM86 260V259H85ZM107 260V259H106ZM110 260V259H109ZM88 261V260H87ZM108 261V260H107ZM113 261V260H112ZM72 262H76V261H72ZM115 262V261H114ZM249 262V261H248ZM12 263V262H11ZM84 263L85 264H87L85 261H84ZM118 263V262H117ZM12 264H14V263H12ZM76 264H78V261L76 262ZM81 264H83V263H81Z\"/></svg>", "mask_w": 264, "mask_h": 264}, {"label": "crops", "instance_id": "0c3cea01", "mask_svg": "<svg viewBox=\"0 0 264 264\" xmlns=\"http://www.w3.org/2000/svg\"><path fill=\"white\" fill-rule=\"evenodd\" d=\"M116 1L119 5L118 0ZM138 2L139 0L134 2L136 9ZM259 2H263V5L260 6ZM107 3L108 0L87 2L93 14L101 20L97 28L99 41L112 46H117L120 42L136 43L147 31L143 21L140 20L137 25L134 20H123L127 26L122 30L119 22L115 20L116 16L104 15L103 10ZM252 5L254 10L248 0H224L220 16L214 20V13L208 16L210 7L207 2L201 0L197 15L200 18L201 13L206 10L207 17L203 22L206 25L205 32H198V24H189L178 30L173 39L174 45L182 52L174 61L177 64L175 68L181 74L183 82L192 86L191 91L188 89L187 107L184 114L182 113L184 118H188V122L183 117L181 120L183 136L194 148L191 139L187 137L188 130L194 132L208 154L226 153L231 150L232 131L237 128L238 134L242 126V113L239 110L241 102L238 98L242 94L239 85L246 67L244 51L264 49V0H254ZM255 9L259 11L256 12ZM49 58L50 56H42L41 50L34 42L26 43L16 37L8 40L0 49V106L12 110L13 113L12 121L10 120L7 126L17 128V122H27L28 118L23 112L25 95L21 89L44 68V63ZM259 65L257 59L251 63L252 67ZM235 94L239 95L238 98ZM107 108L112 110V102H105L100 107L101 110ZM137 108H125L112 118L108 130L113 151L111 155L101 160L104 153L102 147L88 148L79 153L63 181V192L56 203L57 206L75 205L77 193L84 197L92 196L99 206L96 192H114L113 196L116 198L136 193L134 177L141 173L139 162L146 160L157 150L162 138L165 145L166 139V130L161 118ZM180 117L177 121V136L181 132ZM234 143L235 141L232 147ZM162 152L163 150L159 151L158 156ZM99 160L106 166L102 173H96ZM119 171H125L126 176L120 177ZM100 211L101 206L96 212L87 211L84 215L78 212L79 217L83 216L79 227L93 226ZM52 215L58 220L66 216L59 209H55Z\"/></svg>", "mask_w": 264, "mask_h": 264}]
</instances>
